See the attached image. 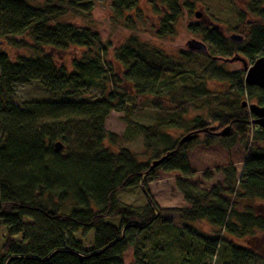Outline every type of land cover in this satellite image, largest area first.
<instances>
[{
    "label": "trees",
    "instance_id": "1",
    "mask_svg": "<svg viewBox=\"0 0 264 264\" xmlns=\"http://www.w3.org/2000/svg\"><path fill=\"white\" fill-rule=\"evenodd\" d=\"M96 1L0 0V264H124L128 252L130 264H264L257 251L233 240L248 243L259 240L257 232L264 236V215L255 203H264V129L251 124L254 117L241 105L245 97L261 106L264 92L245 84L244 70L228 73L217 65L219 58L239 55L251 65L264 56V0H247L245 6V13L261 24H243L244 15L237 13L244 28L232 31L242 34L241 43L201 23L187 27L207 43L212 58L194 52L167 56L136 34L122 45H105L91 27ZM110 1L121 18L139 0ZM149 2L158 13L156 39L172 36L183 12L193 8L185 0ZM3 43L23 53L11 57ZM71 48L82 53L70 58L72 70H67L58 59ZM108 56L122 68L128 93L161 113L153 126L132 123L144 140L146 163L128 149L104 148L105 141L117 140L105 130V119L126 109L128 94L112 83ZM207 76L226 81L221 97L207 89ZM32 81L63 96L90 89L101 95L89 103H17L14 87ZM51 121L80 128L88 145L55 152L57 140L68 143L67 132L49 126ZM209 127L214 129L202 132ZM226 127V136L217 135ZM171 128L183 134L174 139L166 132ZM193 131L199 133L195 139L179 143ZM236 139L244 145L242 169L238 177L233 165L218 170L225 188L205 191L186 181L191 176L186 152L192 144L229 148ZM158 171L180 175L175 188L188 208L155 203L148 184ZM140 185L143 206L118 200L121 191ZM165 213L178 215L179 227L163 219Z\"/></svg>",
    "mask_w": 264,
    "mask_h": 264
},
{
    "label": "rangeland",
    "instance_id": "2",
    "mask_svg": "<svg viewBox=\"0 0 264 264\" xmlns=\"http://www.w3.org/2000/svg\"><path fill=\"white\" fill-rule=\"evenodd\" d=\"M150 0H139L136 6L128 11L123 12V17L116 18L113 14V8L110 0H97L94 4L91 13V27L98 34L100 42L103 44H109L110 47H116L122 45L125 40L136 34L138 40L147 42L150 45L156 47L167 56L177 57L178 54L191 53L187 48V42L190 40H197L205 44L206 52L198 53L204 57L212 58L213 54L210 51L207 43L202 41L198 36L187 30V27L191 24L201 23L202 25L213 28L217 26L220 33L228 38L230 35H239L232 31L236 26L242 30L244 26L237 19V13H242L243 24L248 22H256L261 24L259 17H253L245 13V6L247 0H185L193 4L191 13L184 11L180 20L175 26V32L172 36L156 39L154 32L157 28L158 13L151 6ZM158 7V2H155ZM264 8V7H263ZM198 12L200 18H195V13ZM70 22H76L81 25L78 20L68 19ZM134 24V25H133ZM2 50L9 56H13L15 53H23V51L16 52L9 48L6 44H2ZM82 53V50L71 48L67 52L59 54V59L62 60V65L67 70H72V63L70 58L73 56L78 58ZM107 61L112 65V71L115 74L112 83L114 82L120 89V94L128 93L130 85L122 77V68L108 56ZM199 61H202V59ZM217 65H223L225 72L233 73L235 71L243 70V66L248 63L241 57L235 56L233 58H219ZM206 80L207 89L213 94V96L221 97L227 90L225 80L221 76L208 77ZM123 90V91H122ZM101 93L98 90L90 89L85 94L74 96H63L58 92L48 91L41 83L32 81L29 84H19L14 87V97L17 103L22 102H34V101H65V102H85L89 103L98 98ZM124 98V106L126 109L123 112L112 111L108 114L104 122V128L108 133H112L117 136V140L114 143L104 142V148L111 152H118L121 148L131 151L139 163H146L148 156L144 155V140L137 128L132 124H139L143 126H153L157 123L159 114L158 110L152 108L143 99H135L132 94H126ZM248 104L254 103L249 101L245 97L241 99ZM191 113H188V115ZM130 121L131 124H128ZM49 126L55 128H63L67 132V142H61L64 145L65 150L71 152L76 151L79 147L84 148L86 143L85 137H82L80 128L70 125H63L60 123H48ZM166 132L174 139L182 135L181 130L167 129ZM202 139V135L197 138L198 141ZM186 158L189 164L191 173L190 177L194 178L197 182L196 186L199 189L209 191L214 186L223 185L224 177L218 171L221 167L227 165H233L237 172V177L242 169L244 160V145L236 139L232 146L229 148H222L218 144H212L204 146L201 143L192 144L186 152ZM178 175L176 172H156V180L148 184V191L160 208H177L176 202L168 201V192L165 191V186H172V178ZM180 177V176H179ZM181 178V177H180ZM179 178V179H180ZM177 180V179H176ZM175 180V181H176ZM193 182V183H196ZM222 187V186H221ZM223 188L225 186L223 185ZM118 200L130 207L139 208L144 205L145 197L141 191V185L139 188L125 189L118 194ZM258 205L259 213L264 215V203L256 201ZM259 203V204H257ZM163 219L169 220L175 227H179L178 215L176 214H163ZM203 231L209 233L213 230L206 225L200 226ZM256 235L259 236V240H252L246 243L244 240L233 239L241 246L248 247L264 257V236L260 232ZM158 238V237H157ZM132 262V253L128 252L124 256V264H130Z\"/></svg>",
    "mask_w": 264,
    "mask_h": 264
},
{
    "label": "water",
    "instance_id": "3",
    "mask_svg": "<svg viewBox=\"0 0 264 264\" xmlns=\"http://www.w3.org/2000/svg\"><path fill=\"white\" fill-rule=\"evenodd\" d=\"M200 14L198 12L195 13V18L198 19L200 18ZM214 28H218L215 26ZM228 39L233 42V43H241L242 42V37L239 35H230ZM187 48L190 52L194 53H204L206 52V46L200 41L197 40H190L187 42ZM244 70V82L247 86H254L259 89H261L264 92V56H260L254 60V62L247 66H243ZM242 107L246 108L249 112L250 115L254 117V119L251 121L252 125H255L261 129H264V102L261 106H258L256 104L250 103L248 104L247 102H242ZM214 128L209 127L206 129H203L202 132H207V131H212ZM229 132V128L226 127L223 130H221L217 135L219 136H226ZM197 131H193L190 133L185 134L180 140L179 143H184V142H189L193 139H195L198 136ZM53 149L55 152H59L63 149V145L60 142H55L53 144ZM168 154H165L163 157H161L158 160H155L151 163L150 169L156 167L161 163L164 158H166Z\"/></svg>",
    "mask_w": 264,
    "mask_h": 264
},
{
    "label": "crops",
    "instance_id": "4",
    "mask_svg": "<svg viewBox=\"0 0 264 264\" xmlns=\"http://www.w3.org/2000/svg\"><path fill=\"white\" fill-rule=\"evenodd\" d=\"M179 176H180L179 174L178 175H175L172 178V181H174V182H172V186H170V185L169 186H165L164 187L165 188L164 190L168 192L167 195H168V201L169 202L170 201L176 202L177 208H188L189 205L183 200L182 195L175 188V180L176 179H179L180 178ZM194 178H197V177L196 176L195 177H189V178L186 179V181L188 183H190V184L197 185V182L194 181L195 180ZM193 182H196V183H193ZM221 186L223 188V185H221ZM257 204H259V203H257Z\"/></svg>",
    "mask_w": 264,
    "mask_h": 264
}]
</instances>
